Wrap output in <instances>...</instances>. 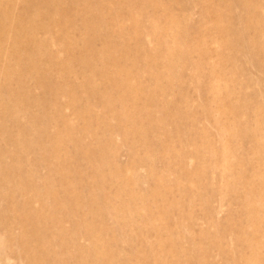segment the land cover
<instances>
[{
	"label": "rangeland",
	"instance_id": "1",
	"mask_svg": "<svg viewBox=\"0 0 264 264\" xmlns=\"http://www.w3.org/2000/svg\"><path fill=\"white\" fill-rule=\"evenodd\" d=\"M0 264H264V0H0Z\"/></svg>",
	"mask_w": 264,
	"mask_h": 264
}]
</instances>
